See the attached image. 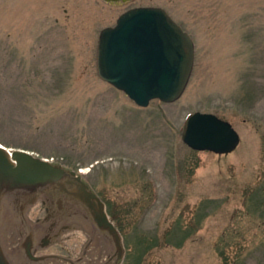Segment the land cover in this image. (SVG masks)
<instances>
[{
    "label": "rangeland",
    "instance_id": "374dc122",
    "mask_svg": "<svg viewBox=\"0 0 264 264\" xmlns=\"http://www.w3.org/2000/svg\"><path fill=\"white\" fill-rule=\"evenodd\" d=\"M134 7L194 43L173 103L139 107L97 76L100 31ZM194 112L229 122L237 148H188ZM0 144L87 170L128 264H264V0H0Z\"/></svg>",
    "mask_w": 264,
    "mask_h": 264
},
{
    "label": "water",
    "instance_id": "95a60500",
    "mask_svg": "<svg viewBox=\"0 0 264 264\" xmlns=\"http://www.w3.org/2000/svg\"><path fill=\"white\" fill-rule=\"evenodd\" d=\"M95 59L100 80L145 108L182 96L195 49L163 8L134 7L100 31ZM181 140L193 151L226 155L240 137L229 122L194 112ZM120 240L80 173L0 144V264H114Z\"/></svg>",
    "mask_w": 264,
    "mask_h": 264
},
{
    "label": "flooded vegetation",
    "instance_id": "af4514ba",
    "mask_svg": "<svg viewBox=\"0 0 264 264\" xmlns=\"http://www.w3.org/2000/svg\"><path fill=\"white\" fill-rule=\"evenodd\" d=\"M119 1H122V0H118ZM128 1H131V0H128ZM56 164V163H54ZM58 165H61V164H58ZM63 167V165H61ZM78 173V172H77ZM79 174V173H78ZM82 177V176H81ZM84 181V180H83ZM85 182V181H84ZM89 187V186H88ZM90 188V187H89ZM91 189V188H90ZM91 191L100 199V201H102V199L91 189ZM103 202V201H102ZM104 203V202H103ZM105 205V203H104ZM106 208V206H105ZM107 211V216H108V219L112 222V224L114 225L115 229L118 231L119 235H120V245H121V249H120V252L117 256V259L115 261L114 264H128L127 263V253H126V250H125V247H124V242H123V235L121 234V231L118 227V225L111 219L109 213H108V210L106 209ZM119 257V258H118Z\"/></svg>",
    "mask_w": 264,
    "mask_h": 264
},
{
    "label": "trees",
    "instance_id": "16d2710c",
    "mask_svg": "<svg viewBox=\"0 0 264 264\" xmlns=\"http://www.w3.org/2000/svg\"><path fill=\"white\" fill-rule=\"evenodd\" d=\"M260 194H261V192H259L258 193V195L260 196ZM107 210H108V213H109V215H110V217H111V219L113 220V221H115L114 219H118L119 217H117V215H115V214H113V212L111 211V209H109V205L107 206ZM121 231V230H120ZM187 236H189V234H186L184 237H187ZM184 237H183V239H184ZM167 239V238H166ZM183 241V240H182ZM148 250V247H146V248H144V250L141 252V255L144 253V252H146ZM128 256V255H127Z\"/></svg>",
    "mask_w": 264,
    "mask_h": 264
},
{
    "label": "bare ground",
    "instance_id": "6f19581e",
    "mask_svg": "<svg viewBox=\"0 0 264 264\" xmlns=\"http://www.w3.org/2000/svg\"><path fill=\"white\" fill-rule=\"evenodd\" d=\"M2 145V144H1ZM4 146V145H3ZM219 156V155H218ZM87 170H81L82 173H85Z\"/></svg>",
    "mask_w": 264,
    "mask_h": 264
},
{
    "label": "built area",
    "instance_id": "2783aa9c",
    "mask_svg": "<svg viewBox=\"0 0 264 264\" xmlns=\"http://www.w3.org/2000/svg\"><path fill=\"white\" fill-rule=\"evenodd\" d=\"M50 161H52V160H50Z\"/></svg>",
    "mask_w": 264,
    "mask_h": 264
}]
</instances>
